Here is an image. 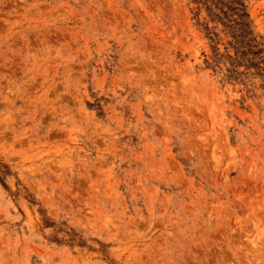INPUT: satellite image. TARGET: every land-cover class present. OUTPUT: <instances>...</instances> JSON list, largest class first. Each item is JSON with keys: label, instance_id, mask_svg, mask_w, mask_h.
I'll return each mask as SVG.
<instances>
[{"label": "rangeland", "instance_id": "obj_1", "mask_svg": "<svg viewBox=\"0 0 264 264\" xmlns=\"http://www.w3.org/2000/svg\"><path fill=\"white\" fill-rule=\"evenodd\" d=\"M0 264H264V0H0Z\"/></svg>", "mask_w": 264, "mask_h": 264}]
</instances>
